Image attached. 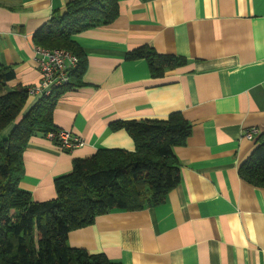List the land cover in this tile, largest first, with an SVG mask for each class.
<instances>
[{
  "label": "crops",
  "instance_id": "0c3cea01",
  "mask_svg": "<svg viewBox=\"0 0 264 264\" xmlns=\"http://www.w3.org/2000/svg\"><path fill=\"white\" fill-rule=\"evenodd\" d=\"M67 1L0 0V63L15 74L7 89L39 82L31 37ZM71 38L86 55L83 85L60 95L52 121L84 144L65 151L42 132L30 137L19 187L34 201L55 196L74 159L134 150L111 121L180 112L191 129L173 149L179 182L164 203L100 214L67 244L120 264H264V189L238 175L255 147L243 132L264 133V0H118L112 23ZM143 45L187 63L152 78L144 59H125Z\"/></svg>",
  "mask_w": 264,
  "mask_h": 264
},
{
  "label": "trees",
  "instance_id": "16d2710c",
  "mask_svg": "<svg viewBox=\"0 0 264 264\" xmlns=\"http://www.w3.org/2000/svg\"><path fill=\"white\" fill-rule=\"evenodd\" d=\"M118 17V0H69L32 35V43L44 48H63L73 53L77 65L69 72L67 86L38 98L21 114L26 88L7 89L15 76L0 63V264H120L104 254H91L67 244L69 231L93 223L96 216L111 210L135 211L165 202L179 182V165L173 149L182 146L191 126L180 112L163 119L114 120L111 130L123 129L132 139L133 151L98 149L72 161L68 174L53 181L55 196L34 201L19 187L22 152L36 132H56L52 110L67 90L83 85L86 55L72 36L93 27L112 23ZM125 59H144L150 76L187 63L181 56L158 54L143 45L128 51ZM57 144V140L52 139ZM238 168L246 183L264 189V133Z\"/></svg>",
  "mask_w": 264,
  "mask_h": 264
},
{
  "label": "built area",
  "instance_id": "2783aa9c",
  "mask_svg": "<svg viewBox=\"0 0 264 264\" xmlns=\"http://www.w3.org/2000/svg\"><path fill=\"white\" fill-rule=\"evenodd\" d=\"M33 59L40 74L39 82L26 87L29 97H49L53 91L67 86L70 82L69 72L76 67L78 59L70 51L63 48H44L34 45ZM259 130L251 127L243 132V137L254 140ZM50 140L56 139L60 150L71 151L84 144L83 140L71 132L59 129L56 132L47 133Z\"/></svg>",
  "mask_w": 264,
  "mask_h": 264
}]
</instances>
